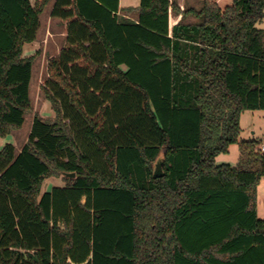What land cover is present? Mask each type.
Masks as SVG:
<instances>
[{
  "label": "trees",
  "instance_id": "trees-1",
  "mask_svg": "<svg viewBox=\"0 0 264 264\" xmlns=\"http://www.w3.org/2000/svg\"><path fill=\"white\" fill-rule=\"evenodd\" d=\"M51 1L0 0L2 137L32 109L23 46ZM51 16L67 31L42 86L54 117L0 148V264H264V151L240 141L242 113L264 110V0H54ZM235 143L238 164H218ZM51 176L65 184L42 191Z\"/></svg>",
  "mask_w": 264,
  "mask_h": 264
},
{
  "label": "rangeland",
  "instance_id": "rangeland-1",
  "mask_svg": "<svg viewBox=\"0 0 264 264\" xmlns=\"http://www.w3.org/2000/svg\"><path fill=\"white\" fill-rule=\"evenodd\" d=\"M184 7L193 6L200 9L203 0H179ZM224 8L232 3V0H215ZM53 0L45 8L41 15V28L37 41L40 42L38 52L34 59L32 77L30 82V95L32 101V109L25 114V122L19 129H14L8 135L0 136V148L5 144L11 143L16 147L18 152L20 148L28 141L31 132L34 117L40 115L45 119L54 117V110L51 103L46 99L42 86L46 82V66L48 59L58 52L61 47L62 32L65 26L58 18H51L50 10ZM187 21H196L195 17L189 16ZM257 26L264 29V21L258 22ZM49 37V38H48ZM25 45V50L29 47ZM38 47V46H37ZM241 135L240 141L257 140L264 143V110H246L241 116ZM240 157L239 143L233 144L228 153L221 154L218 157L219 164H230L236 166ZM65 181L62 176H51L45 179L43 189L50 190L55 186H63ZM257 213L260 218L264 219V179L260 181L257 187Z\"/></svg>",
  "mask_w": 264,
  "mask_h": 264
},
{
  "label": "crops",
  "instance_id": "crops-1",
  "mask_svg": "<svg viewBox=\"0 0 264 264\" xmlns=\"http://www.w3.org/2000/svg\"><path fill=\"white\" fill-rule=\"evenodd\" d=\"M32 1H34V0H32ZM140 1L141 0H120V9L121 8H125V7H137L139 4H140ZM179 1V0H178ZM180 2V4L182 5V2L181 1H179ZM53 4H54V0H53V2H52V5H51V10H52V8H53ZM182 7H184L183 5H182ZM51 10H50V15H51ZM120 14H122L121 13V11L119 12ZM51 18H53L52 16H50ZM53 19H55V18H53ZM175 20H179V16L178 17H176V19ZM62 34V38H64L66 35H67V31H66V28L63 30V32L61 33ZM49 38V37H48ZM26 44H28L27 46H29L26 50H25V45ZM26 44H24V46H23V56L24 57H27V56H30V55H33V54H35V53H37L38 52V49H39V44H40V42L39 41H34V42H31V43H26ZM38 46V47H37ZM60 51H61V47H58V52L56 53V54H59L60 53ZM233 145V144H232ZM231 145V146H232ZM230 146V147H231ZM23 147V146H22ZM21 149L22 148H20V150L18 151V152H20L21 151ZM221 156V155H220ZM219 157V156H218ZM218 157H217V159H216V161H218ZM218 163V162H217ZM219 164V163H218Z\"/></svg>",
  "mask_w": 264,
  "mask_h": 264
},
{
  "label": "water",
  "instance_id": "water-1",
  "mask_svg": "<svg viewBox=\"0 0 264 264\" xmlns=\"http://www.w3.org/2000/svg\"><path fill=\"white\" fill-rule=\"evenodd\" d=\"M67 175H70V176H74L75 174L74 173H65ZM164 175V171H163V168H162V163L160 160H158L156 163H155V166H154V173H153V176L155 178H158V177H161Z\"/></svg>",
  "mask_w": 264,
  "mask_h": 264
},
{
  "label": "built area",
  "instance_id": "built-area-1",
  "mask_svg": "<svg viewBox=\"0 0 264 264\" xmlns=\"http://www.w3.org/2000/svg\"><path fill=\"white\" fill-rule=\"evenodd\" d=\"M260 149H261V151H264V143L260 144Z\"/></svg>",
  "mask_w": 264,
  "mask_h": 264
}]
</instances>
